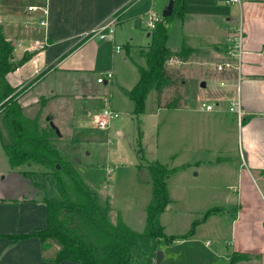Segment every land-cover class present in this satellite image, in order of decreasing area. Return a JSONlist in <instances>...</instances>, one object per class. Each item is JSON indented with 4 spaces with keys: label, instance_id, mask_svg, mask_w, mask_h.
I'll list each match as a JSON object with an SVG mask.
<instances>
[{
    "label": "rangeland",
    "instance_id": "1",
    "mask_svg": "<svg viewBox=\"0 0 264 264\" xmlns=\"http://www.w3.org/2000/svg\"><path fill=\"white\" fill-rule=\"evenodd\" d=\"M30 2L36 0H23V8L28 7ZM169 2L140 0L127 12L121 24H117V20L127 7L112 16L114 38L95 35L90 49L79 51L67 61L75 63V59L80 61L83 57L91 60L89 54L95 52L93 48L106 44L108 49L104 52V62L99 63L98 57L97 64H88L95 69L84 74L58 71L37 86L39 91L48 93V85L56 84L58 117L53 118V113L46 112L45 100L28 108L24 114L27 118H38L44 126L42 128L50 133L53 130L56 146L76 162L80 173L95 188L99 202L107 210L111 221H121L136 231L138 251L135 250V256L141 263L156 264L158 250H161L164 252L161 264H264L263 253L259 251H264V237H257L252 242L242 241L238 250L234 248L235 240H239L235 238L239 237L242 227L234 219L242 214L241 208L249 205L250 210H256V214H251L257 216L251 223L255 227L264 228V218L259 217L261 207L255 193L243 192L240 187V122L237 113L230 111L233 100L219 101V107L215 99V92L222 88V73L214 68V64L201 66L198 63L203 58L213 61L209 56L212 41H222L224 45L221 48L225 49V37L232 39L231 33L236 28L233 22L226 26L225 15L232 16L239 25L241 9L239 5H227L224 0H197L187 4L190 12L185 19L175 14L172 19L166 20L163 13ZM19 6L21 14L25 15L24 9ZM193 6L210 10L194 12ZM151 15L160 16L166 24L169 47L179 48L185 41L196 50L190 63L181 59L168 61L175 83L164 89L160 99L157 91H152L147 99L146 112L137 115L134 101L121 87L132 89L141 77L139 67H147L145 52L152 40L148 34L153 31L148 27L147 20ZM3 27L2 31L8 33L10 26L5 24ZM34 27L36 34L42 37L43 26L39 20ZM107 31L103 29V32ZM117 45L120 46L119 51ZM224 53H220L219 57L224 58ZM109 70H115L112 71L117 73L115 77L108 82H97V77ZM212 74L218 78H213ZM82 79L87 83L86 87L79 83ZM231 79L237 81V76L233 75ZM205 80L208 81L207 87L201 86ZM23 84L16 86L12 96L19 95L20 98L30 85L29 82ZM94 94L100 98H111L112 108L118 112L109 130L99 128L95 122L96 115L104 107L100 98L99 111L83 120L71 118L70 111L64 109L69 108L67 103L77 107L82 99L91 98ZM159 100L162 105L176 102L178 107H158L156 103ZM203 102L212 104L214 109L206 110L202 107ZM188 105L202 110L190 117V113L185 115L183 111ZM217 108L222 111L220 115L216 114ZM46 117L53 119L51 121L59 124L70 137L65 134L58 136ZM188 126L190 128H186ZM118 129L121 133H117ZM0 130L7 143H14L2 112ZM139 143L144 147L143 159ZM200 160L201 166L197 167ZM211 160L213 164H209ZM154 161L165 164L173 171L167 179L173 201L159 219L165 226L166 234L176 236L172 242L143 234L147 227V208L153 200V179L149 166ZM255 175L258 176V188L264 194V179L258 173ZM66 187L71 185L66 182ZM91 235L98 241L105 240L98 233L91 231ZM233 254L238 256L236 261H232Z\"/></svg>",
    "mask_w": 264,
    "mask_h": 264
},
{
    "label": "crops",
    "instance_id": "2",
    "mask_svg": "<svg viewBox=\"0 0 264 264\" xmlns=\"http://www.w3.org/2000/svg\"><path fill=\"white\" fill-rule=\"evenodd\" d=\"M130 1L131 0H36V2L27 3L28 7L23 8V0H1L0 26L4 28L3 26L8 24V26L11 27V29L9 27L8 33H5V30L2 32L6 39L12 41L14 45V62H16L15 68L7 73L6 78L8 82L14 86L27 82L30 83L29 87L19 98L20 104L24 107V112L27 111L28 108L36 106L38 102L45 100L46 112L49 114L53 113V118L55 116L58 117V115H56L57 104L55 103L56 100H58L56 98V84L48 85V93L39 91L37 86L42 80L56 74L58 71H64L65 73L74 71L84 74L95 69L93 65L88 64H97L98 57L99 63L104 62V52L108 49L106 44L93 48L95 52L89 54L91 57V60L89 59L90 61L87 60L88 58L84 59V57L80 61L75 59V63H68L67 61L70 57L79 53V51L85 52L90 49V43L94 41L92 39L94 35L88 36V34L100 25L112 22L110 21L112 16L120 12ZM139 1L140 0H137L133 6ZM195 1L197 0L184 1L183 15L180 16L182 19H185V16L190 12L186 8L189 6L187 4H192ZM19 4L24 9L25 15L21 14ZM29 6H34V8L30 10ZM133 6L131 5V7L121 13L119 20H117V24H121L124 21L127 12ZM239 7L241 9V20L239 25L238 21L236 19L233 20L230 15H225L227 21L225 24L226 26L233 23L236 25V28H234L235 31L231 33L232 37L233 35L242 33L244 52L241 58L240 78H237V81L232 80L231 78L235 74L223 73L221 79H226L227 83H225V85L221 84L222 88H219L218 91L215 92V99L220 107L221 103H219V101H232L237 98L238 95L241 97L240 99L245 115L244 121L240 124L239 151L241 154V162L239 167L241 168L239 169L238 178L241 180L240 187L243 192L253 191L252 193H255L257 196L261 207V215L258 216L264 218V194L258 188L259 185H257L256 182L258 176L255 175V173H258L259 177L264 179V0H243L242 5H239ZM193 8H195L193 9L194 12L201 13L210 10L202 6H193ZM38 20L40 25L43 26L42 37L36 34V28L34 27ZM42 20H45V24H42ZM148 35L152 36V32ZM86 36L88 38L84 39ZM225 38L227 39H225V45H227L230 36H226ZM183 42L184 45L189 46L187 45L188 43L185 41ZM222 45H224L222 41H212L211 54L209 56L213 61L203 58L201 61H198V63L201 64V66L209 64L213 66L217 61L220 62L223 61L222 59H227L224 48H221ZM182 46L179 48H170L177 50L182 48ZM189 47L193 48V52L187 59H184V61L188 60L190 63L196 48L194 46ZM28 52H34L32 57L22 61V58ZM220 53H222V55L224 53L225 57L220 58ZM214 56H216V58H214ZM175 60L179 61V59ZM64 64L77 65L64 66ZM44 71L45 73H42ZM113 74L115 77L117 73L113 72ZM213 76L218 78L217 75L212 74V77ZM36 77L38 78L34 80ZM207 82L208 81H206L205 87H207ZM79 83L82 84L83 87L84 85L85 87L87 86L84 79L79 80ZM121 88L124 90L131 89L125 86ZM99 98L100 96L94 94L91 98L87 97L82 99L81 105L79 104L77 107H72L74 104L67 103L69 104V108L64 107V109L70 111L71 118L83 120L85 117L99 111L97 107ZM109 99L110 105L113 107V101L111 98ZM201 110L202 108L199 110L191 105L183 109L185 115L190 113V117ZM221 113L222 111L220 108H217L216 114L220 115ZM46 118L48 121L53 120L49 119V117ZM182 121H184V119H182ZM39 123L41 125L40 120ZM56 125L61 134H65V136L69 135L64 132L59 124ZM186 128H190V126ZM187 130L189 129H185V131ZM117 133H121V130L118 129ZM4 144L9 143L4 140L0 130V264H78L68 259L61 261L45 259L43 256L44 248L42 247V241L37 236L19 240L12 238L15 234L32 233L37 231L38 228L47 227L49 209L44 198L51 194L57 196V193L56 188H54V178L51 174L42 176V179H37L40 184L36 185L34 178L28 176L25 172L31 170L46 172V169L42 166H34L30 169L25 167H12L5 153ZM201 162V160L197 162V167L201 166ZM209 164H213L212 160ZM3 181L5 184L2 185ZM253 206L255 205H250V207ZM241 210L242 214L239 215L240 219H234L236 224L239 223V226L240 223L242 224L239 237L235 238H239V240H235L234 242V248H236V250H238V244H241L242 241L252 242L255 241L257 237H264V228L262 226L255 227V225L251 224L257 217L251 216V214L256 210H250L249 205L241 208ZM259 251L263 253L264 256V251L261 249H259Z\"/></svg>",
    "mask_w": 264,
    "mask_h": 264
},
{
    "label": "trees",
    "instance_id": "3",
    "mask_svg": "<svg viewBox=\"0 0 264 264\" xmlns=\"http://www.w3.org/2000/svg\"><path fill=\"white\" fill-rule=\"evenodd\" d=\"M136 1L131 0L125 7L133 6ZM172 1L173 13L165 17L166 20L172 19L175 14L183 15L185 0ZM168 37V28L162 20L152 31V40L145 52L147 67H139L141 77L131 90H125L134 101L137 115L146 112L147 99L152 91H157L160 99L164 89L175 83L168 61H184L193 52V48L184 44L180 49H171L167 45ZM86 38L88 37L84 39ZM33 53H26L22 61L30 59ZM14 57V45L6 39L0 26V112L4 113L14 142L4 144V150L12 167L30 169L42 166L46 169V172H25L34 178L36 185L40 184L37 179L51 174L57 196L51 194L44 198L49 209L47 227L38 228L32 233L15 234L12 238L19 240L31 236L39 237L44 248V258L53 261L68 259L78 264H145L135 256V250L138 251L135 244L136 231L121 221H111L107 210L99 202L95 188L80 173L75 166L76 162L70 160L56 146L53 130L50 133L42 128L38 118H27L24 107L19 102V95L12 96L17 87L8 82L6 75L15 68ZM156 104L158 107H178L176 102L162 105L159 100ZM139 133L142 136L141 130ZM139 146L143 159L144 147L141 143ZM149 169L153 179V200L147 208V227L143 234L166 238L168 242H172L176 236H168L159 219L173 201L167 181L173 171L159 161L152 162ZM66 182L71 185L70 188L66 187ZM91 231L100 234L105 240L98 241L91 235ZM193 233L194 229L191 234ZM237 259L238 256L233 254L232 261Z\"/></svg>",
    "mask_w": 264,
    "mask_h": 264
},
{
    "label": "built area",
    "instance_id": "4",
    "mask_svg": "<svg viewBox=\"0 0 264 264\" xmlns=\"http://www.w3.org/2000/svg\"><path fill=\"white\" fill-rule=\"evenodd\" d=\"M227 5H242L243 0H224ZM34 6H29V9H33ZM163 19L158 15H151L150 19L148 18L147 24L148 27H151L153 30L156 28L157 24L161 22ZM42 24H45V20L41 21ZM113 22H109V24L100 25L99 27L93 29L90 33L94 36L98 35L100 38L109 37L111 39L114 38V29ZM103 29H107V32H103ZM89 33V34H90ZM120 50V46H117V51ZM225 54L227 59L224 61L217 62L215 64V69L219 70L220 73H233L240 78L241 71V58L244 52L242 45V33L236 34L229 40L227 45H225ZM114 77L112 71H104L101 76H98L97 81L99 83L108 82ZM227 83L226 79L221 81L222 85ZM241 97L238 95L232 102L230 107V111L237 113L240 124L244 119V110L242 108ZM101 100L104 103V107L101 109V113L96 115L95 122L97 126L104 130L110 129V123L112 120L118 116V112L115 111L110 105V99L108 96L101 97ZM202 107L206 110H213L214 106L210 103L203 102ZM112 171V169L110 170Z\"/></svg>",
    "mask_w": 264,
    "mask_h": 264
},
{
    "label": "water",
    "instance_id": "5",
    "mask_svg": "<svg viewBox=\"0 0 264 264\" xmlns=\"http://www.w3.org/2000/svg\"><path fill=\"white\" fill-rule=\"evenodd\" d=\"M173 8H174V2L172 0H170L168 7L165 9L164 13H163V17H168L173 13ZM201 86L205 87L206 86V82H202ZM50 125L53 126L52 128H54V130L56 131L58 136H61V132L58 128V126H56V124H54L53 121H50ZM163 253L161 250H158L157 256H156V264H161L162 259H163Z\"/></svg>",
    "mask_w": 264,
    "mask_h": 264
}]
</instances>
